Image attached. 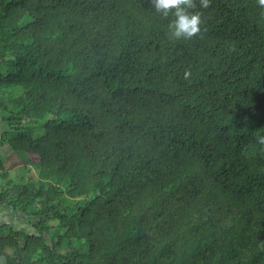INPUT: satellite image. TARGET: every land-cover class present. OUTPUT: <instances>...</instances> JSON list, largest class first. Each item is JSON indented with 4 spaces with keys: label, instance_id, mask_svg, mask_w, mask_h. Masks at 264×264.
<instances>
[{
    "label": "trees",
    "instance_id": "16d2710c",
    "mask_svg": "<svg viewBox=\"0 0 264 264\" xmlns=\"http://www.w3.org/2000/svg\"><path fill=\"white\" fill-rule=\"evenodd\" d=\"M195 4L0 0V264H264V5Z\"/></svg>",
    "mask_w": 264,
    "mask_h": 264
},
{
    "label": "clouds",
    "instance_id": "9594fccd",
    "mask_svg": "<svg viewBox=\"0 0 264 264\" xmlns=\"http://www.w3.org/2000/svg\"><path fill=\"white\" fill-rule=\"evenodd\" d=\"M264 5V0H259ZM157 13L164 18L171 14L175 17L169 24V34L175 40H188L196 37L201 32L202 18L199 12H191L196 7L195 0H150ZM203 8L210 6V0H200ZM189 73H185L187 77ZM257 142L264 145V136H258Z\"/></svg>",
    "mask_w": 264,
    "mask_h": 264
},
{
    "label": "rangeland",
    "instance_id": "374dc122",
    "mask_svg": "<svg viewBox=\"0 0 264 264\" xmlns=\"http://www.w3.org/2000/svg\"><path fill=\"white\" fill-rule=\"evenodd\" d=\"M28 21V18L24 20V23ZM18 94H21L19 91H11L8 93L7 98H13V96H16ZM5 99V98H4ZM3 116L0 115V135L4 132L5 126L2 121ZM29 126L36 128L35 136H39L43 134L42 130H38L39 127H41V123L37 122H28ZM0 159L3 161L6 170L10 173L11 178L10 180L14 184H27L31 181L32 184H34L38 180V171L34 168L30 170V172L24 173L20 169H18V166L22 164H26V162H29L28 157L25 154H18V153H12L11 150H9L8 147L0 148ZM25 161V162H24ZM27 165V164H26ZM4 182H0V186H2ZM16 214L15 217L8 218L9 221L6 219H2V222L0 220V224L3 226L5 224L16 226L17 229L25 230V231H31V227L25 223V219L27 218L25 215H23L20 212H14ZM7 221V223H3ZM11 221V222H10ZM15 221V222H14ZM0 225V226H1ZM9 253H12L11 250H8Z\"/></svg>",
    "mask_w": 264,
    "mask_h": 264
},
{
    "label": "crops",
    "instance_id": "0c3cea01",
    "mask_svg": "<svg viewBox=\"0 0 264 264\" xmlns=\"http://www.w3.org/2000/svg\"><path fill=\"white\" fill-rule=\"evenodd\" d=\"M16 216V214L13 212V211H11V209H9V208H7L6 206H0V220H1V222H2V219H6L7 221H9V219L8 218H11L12 219V217H15ZM7 221H5V222H3V223H7ZM0 222V223H1ZM11 222V221H10ZM15 222V221H14ZM1 225V224H0ZM2 226V225H1ZM0 226V227H1ZM14 226V225H13ZM14 227H16V226H14Z\"/></svg>",
    "mask_w": 264,
    "mask_h": 264
}]
</instances>
